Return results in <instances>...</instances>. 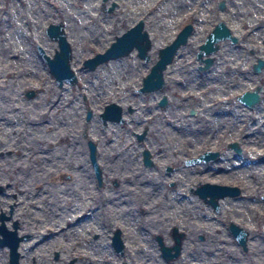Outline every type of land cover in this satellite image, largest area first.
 Wrapping results in <instances>:
<instances>
[{
    "label": "rangeland",
    "instance_id": "1",
    "mask_svg": "<svg viewBox=\"0 0 264 264\" xmlns=\"http://www.w3.org/2000/svg\"><path fill=\"white\" fill-rule=\"evenodd\" d=\"M112 1L115 6L107 10ZM219 1L0 0V168L26 160L34 173L50 171L42 210L16 214L24 228L37 232L34 239L48 237L34 251L40 264H69L72 258L71 264H264V64L258 71L252 67L258 57L264 60V0H223L224 8L219 7ZM139 18L152 41L150 61L138 58L134 48L129 56L110 58L93 69L83 66L85 58L105 49L115 35ZM218 20L230 27L237 41H219L212 64L198 69V46ZM58 21L63 23L71 45L75 84L57 86L38 53V45L50 56L57 48L45 27ZM187 22L193 26L187 42L176 50L164 70L165 85L159 93H165L169 102L160 108L155 120L160 132L154 128L149 133L159 135L161 141L171 137L177 146H190L194 151L221 148L218 160L200 166L203 174L197 170L193 178L191 167L181 169L182 181L237 184L241 193L221 198L218 211L191 196L183 213L178 204L177 208L162 209L152 223L147 214L142 229L133 226L134 216L129 213H110L104 226L119 224L123 253L99 239L87 243L84 239L94 232L105 237L108 228L77 225V211L83 205L73 198L83 190L79 192V177L53 182V175L60 163L66 165L62 171L74 174L67 166L69 159L74 161L76 152L84 158L86 137L78 140L75 152L72 141L73 136L79 137V129L96 139L101 150L106 132L113 135L117 148L132 141L130 129L135 126L131 116L125 125L114 128L109 124L101 131L95 116L84 122L85 108L95 113L105 100L132 93L130 89L157 58V49ZM256 87L260 93L257 103L249 107L237 100L238 93ZM30 88L34 94L26 97L24 92ZM142 116L140 110L133 115L134 119ZM168 119L176 129L165 126ZM232 140L238 141L240 153L226 147ZM67 201L72 207L66 208ZM230 220L248 230L245 247L228 232ZM175 221L186 235L180 254L166 261L154 236L161 235L165 244L172 243L169 227ZM198 235L205 238L199 240ZM55 250L59 252L56 260ZM0 264H7L3 253Z\"/></svg>",
    "mask_w": 264,
    "mask_h": 264
},
{
    "label": "flooded vegetation",
    "instance_id": "2",
    "mask_svg": "<svg viewBox=\"0 0 264 264\" xmlns=\"http://www.w3.org/2000/svg\"><path fill=\"white\" fill-rule=\"evenodd\" d=\"M112 2L115 6V2ZM142 60L147 62L151 59L147 61ZM151 65L148 67V71ZM145 75L146 73L140 77L139 83L130 89L132 93L128 95L117 94L115 98L105 100L95 113L90 107H86L84 111V122L87 123L89 119L95 116L100 124L101 131H104L109 124L113 125L114 128H116L115 126H123L131 116L135 126V128L130 129L132 141L123 143L117 148L116 145L118 143L113 141V135L106 132L105 136L103 135L106 139L103 143V151L100 149L99 142L96 139L94 140L87 135L86 131L82 132L79 129V137L75 138L73 136L72 141H74L75 152L78 140L82 136L86 137L85 148L83 149L85 153L84 158L78 156L76 152L75 160L69 159L67 165L75 173L73 174L69 171V173H66L65 169L62 171V166L66 165L60 163L58 172L52 178V181L56 182L71 180L72 176L79 177V192L81 189L85 192L81 191L73 197L75 201L79 200V203L81 201L83 203L77 211L76 224L79 226L88 224L90 228L102 229L106 227L109 232L105 237H100L97 232H94L90 238H85L84 240L90 243L99 239L103 244L110 245L118 253H123L125 246L122 231L118 223L110 222L111 226H104L107 225V214L115 212L121 214L129 213L131 217L134 216L133 226L136 229H142L146 227L147 214L150 215L149 220L152 223L151 221L156 220L158 214L166 207L177 208L179 204L180 211L183 213L188 206L191 196L195 195L198 199L208 204L199 196L197 189L204 182L214 181H201L200 179L189 183L188 179L182 181L181 176L183 175L181 169L191 167V177L194 176L193 174L197 170L200 171L198 174L201 175L204 173V170L201 171L200 166L218 160L222 154L221 148L218 147H205L194 151L190 146L185 148L177 146L171 137L166 141H161L160 137H158L159 135H151L149 133L154 128H157V132H160L161 126H157L155 120L161 113L160 108L167 105L169 99L165 93H159L165 85V80L160 88L139 90L142 86V77ZM123 90H126V88H123ZM238 95H236V98ZM82 97L83 99L86 98L85 95ZM139 101L142 102L139 104ZM238 101L242 105L247 106L240 100ZM139 110L143 116L134 119L133 115ZM88 111L90 115L87 119ZM190 112L192 113L193 109H190ZM115 115H118L120 118L110 117ZM166 125L172 130L176 129V125L170 119L165 121ZM233 141L237 142L236 145L239 147V150H236L231 145ZM225 145L235 153L241 152V146L237 140L228 141ZM214 151L217 152L216 156L210 158V152ZM14 163L9 164L6 168H0V253L5 255L7 264H13V260H15L16 264H27L28 256L31 264H40L41 260L37 261L34 251L36 250L35 248L47 242L48 237L43 236L39 239H34L37 232L24 228L22 221L19 220L16 214L20 212L27 213L29 209L42 210L45 205L44 195L47 192L50 171L48 170L45 174H37L34 173L33 168L29 166L30 163H27L26 160L21 162L22 164ZM192 167H196L197 169L195 168L194 170ZM82 171L85 172L82 173ZM78 172L81 174H77ZM220 184L237 186L239 192L236 195L219 197L218 203L221 198L236 197L241 193V189L237 184ZM39 196H42V201H40ZM70 207H72L71 201H67L66 208ZM212 209L214 208L212 207ZM98 215L101 216L98 217ZM231 222L233 221L230 220L228 222L227 229L232 238L237 241V238L228 228ZM235 224L242 227L237 223ZM174 226L179 229L176 221L169 227V236L172 241V228ZM116 230H119V237L123 243V250L121 252L117 251L113 246L116 240L113 234ZM185 235L186 233L184 232L182 241ZM247 236L248 230L246 241ZM154 238L156 239V236ZM204 238V235L197 236L199 240H203ZM58 258L59 252L55 250L53 259L56 260ZM72 262L73 258L69 260V264ZM122 264L126 263L123 262Z\"/></svg>",
    "mask_w": 264,
    "mask_h": 264
},
{
    "label": "water",
    "instance_id": "3",
    "mask_svg": "<svg viewBox=\"0 0 264 264\" xmlns=\"http://www.w3.org/2000/svg\"><path fill=\"white\" fill-rule=\"evenodd\" d=\"M114 6L112 2L106 9L111 10ZM223 0L219 1V7L224 8ZM192 24L185 23L175 34V36L165 45L157 49V58L151 65L150 70L142 77V86L139 90H152L160 88L164 82V70L169 62L172 61L176 50L187 42L188 36L192 31ZM45 32L51 39L57 43V48L54 50L53 55L48 56L41 46H37L40 57L47 63L49 71L54 77V81L58 86L63 82L75 84L77 75L70 66L71 59V45L66 38L63 23L58 21L56 23L50 22L45 27ZM229 39L231 42L237 41V36L232 33L230 27L223 21L218 20L212 28L207 32L204 40L199 44L196 52L200 64L198 69L208 68L214 60L213 52L218 49L219 41ZM152 41L144 27L143 19L139 18L134 24L126 28L122 33L115 35L114 39L102 51L95 52L92 56L85 58L82 62L84 67L89 69L95 68L99 63L105 62L110 58L128 56L134 48L136 55L144 60H149V49L151 48ZM264 64V60L260 57L256 59L252 67L254 71H258ZM26 97H31L34 94L33 89H27L24 92ZM260 93L259 87L247 89L242 91L237 99L247 106L251 107L259 101ZM117 114V113H116ZM90 112L88 111L86 118L88 119ZM118 115L110 116L111 118H120ZM236 141L231 142V145L239 150ZM217 152H210L211 157L216 156ZM264 159V156H263ZM199 196L210 204L215 210H218V198L225 195H236L239 192L237 186L229 184H220L215 182H204L197 189ZM229 230L237 238V241L245 247L247 230L231 222ZM173 241L170 244L163 242L161 235H156V240L162 257L166 261L175 259L181 252L182 238L184 232L178 230L176 226L172 228ZM116 240L113 243L114 248L121 252L123 250V243L119 237V230L113 234ZM201 237V236H200ZM13 264L15 260L12 261Z\"/></svg>",
    "mask_w": 264,
    "mask_h": 264
},
{
    "label": "bare ground",
    "instance_id": "4",
    "mask_svg": "<svg viewBox=\"0 0 264 264\" xmlns=\"http://www.w3.org/2000/svg\"><path fill=\"white\" fill-rule=\"evenodd\" d=\"M156 58L152 59V61H154Z\"/></svg>",
    "mask_w": 264,
    "mask_h": 264
}]
</instances>
